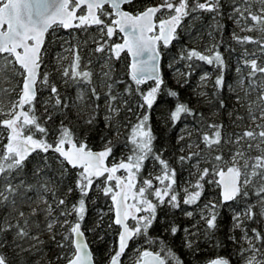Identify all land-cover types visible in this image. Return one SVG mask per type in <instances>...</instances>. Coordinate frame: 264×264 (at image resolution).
Masks as SVG:
<instances>
[{"label":"snow or ice","instance_id":"snow-or-ice-1","mask_svg":"<svg viewBox=\"0 0 264 264\" xmlns=\"http://www.w3.org/2000/svg\"><path fill=\"white\" fill-rule=\"evenodd\" d=\"M134 3L135 0H0V117H6L0 119V128L6 131V143L0 145V264H32V254L39 255L46 243L41 239L45 233L61 250L57 261L94 264L82 230L86 200L94 184L112 201L110 211L114 219L108 227L116 225L121 229L118 248L110 255L109 264H122L129 242L136 237H144L149 244L160 247L156 251L137 249L134 264H184L162 237L149 236L157 221L158 209L167 206L176 210L183 204L199 210L184 211L190 220L199 215V220L190 226L181 229L170 222L165 229L172 236L183 230L190 237L184 239L183 246L198 251V239L211 241L219 230L221 206L238 200L245 203L239 210H231L227 239L237 245L239 264H264V230L249 226L264 222V63H258V58L264 57V0H231V15L227 19L240 33H258L256 36L232 33L238 44L256 45V50L251 52L244 47L242 65L236 68L238 75L233 84L227 82V65L215 44L206 49L207 54L195 48L181 53L180 58L189 62L188 71L177 70L184 84L191 75L193 61L217 68L219 74L212 81V96L223 90L233 93L236 107L228 115L231 126L242 129L228 132L222 121L207 122L203 128L196 125L194 132L199 143L185 144L178 156L179 163H191L190 175L195 177L194 182H187L182 197L177 192L176 168L163 157V150L154 148L156 137L149 123L150 115L147 111H134L129 99L116 92L114 85L121 82L112 78L111 61L127 52L131 57L128 75L132 84L124 93L129 97L135 94L136 109L151 110L165 87L160 68L161 47L170 46L177 38V30L185 18L191 17L195 24L202 13L212 14L215 28L219 30V18L225 15L224 0H162L161 4L140 11L128 10L127 6ZM54 25L64 29L96 26L100 39L95 41L94 51L108 53L101 68L100 83L88 87L87 93L84 87L92 85L94 74L87 65L81 66L78 50H72L70 68L61 65L56 69L66 87L75 85L80 89L75 101L62 97L57 85L51 82V75L41 72L45 36ZM117 33L123 34L122 42L109 43ZM242 67L247 69L246 73ZM208 80V74L202 75L201 86H206ZM101 84L107 89L103 108L105 129L117 141L125 135V147L130 146V154L110 165L107 161L115 147L112 140H107L102 150L93 151L87 138L80 139L62 120L55 138L49 142V130L44 126L53 119L54 113L76 107L86 131L94 130L101 113V106L96 103L101 99L97 92ZM43 89L50 95L47 100L38 101V92ZM167 95L176 98L179 93L169 89ZM5 96L10 98L7 104ZM197 96L209 99L203 90ZM38 102L43 108L41 115L36 111ZM216 103L219 109L227 107L223 98ZM122 112L135 116V122L119 119ZM188 115H198L197 110L187 102H179L170 110L169 119L176 124ZM192 135L193 131L185 127L177 143L190 140ZM200 144L204 147L200 148ZM193 146L198 150L192 151ZM205 150L215 155H205ZM37 152L44 155L29 173L30 157ZM149 160L159 165L158 173L154 176L149 173L137 180ZM202 162L208 166L201 168ZM69 169L77 170L75 190L79 193V199L71 204L67 197L72 194V187L64 195L59 194ZM121 170L126 175H117ZM210 176L212 179H206ZM101 178L102 184L96 183ZM205 184L217 185L220 195L218 201L208 200L201 206ZM129 220L134 224L130 225ZM102 221L103 214L96 223L97 228ZM236 232L240 233L239 237ZM215 247L223 244L217 242ZM207 264H232V260L216 255Z\"/></svg>","mask_w":264,"mask_h":264},{"label":"trees","instance_id":"trees-1","mask_svg":"<svg viewBox=\"0 0 264 264\" xmlns=\"http://www.w3.org/2000/svg\"><path fill=\"white\" fill-rule=\"evenodd\" d=\"M149 3H155L159 5L162 0H135V3L131 6H127L131 9H135L138 6L146 5ZM224 13L225 15L219 18V23L221 28L216 30L215 21H213L212 14L202 13L199 14L200 18L193 24L191 17L185 18L182 23V27L177 30V38L168 47H161L162 58H161V72L165 80V87L162 89L161 94L158 97L157 102L154 104L151 110L136 109L135 104L137 102V97L135 94L132 96H127L124 93V89L132 84L130 77L128 75V55L126 52L121 54V58L111 61V66L114 68L112 73V78L115 81H120L121 83H116L114 85L117 93L123 94L125 98L129 99L130 105L133 107L134 111L139 113L148 112L150 115V125L153 130V134L156 137L154 140V148L156 150H163V157L167 159L172 167L176 168L177 175V192L183 196V189L187 187L188 181L195 180L194 176L190 175L193 171L191 163L181 164L178 162V156L181 155L180 148L184 147L187 143H199L198 137L194 132V128L199 124L201 128L207 122H223L226 126V131H237L242 129H234L231 126V121L229 119L228 113L233 110L235 101L233 99V93L230 90H223L216 97L212 96L213 88L212 81L218 75V70L214 65H208L203 61H193V69L191 75L188 77V82L183 83L182 79L177 75V70L181 73L188 71L187 64L188 61L182 60L180 58L182 52H186L188 49L195 48L204 54H207L206 49L211 47L213 44L217 46V51H219L224 57L227 68L225 70V75L227 82L233 84L236 80L238 73L236 72L237 66L242 65L241 54L244 47L248 50H256V45H240L233 38L232 33L236 31L240 35H253L256 36L258 33H240L239 29L234 25L231 20L227 19V15H231V0H224ZM157 16H161L158 13ZM211 33V36L209 35ZM100 39L99 31L96 26H90L85 28H69L64 29L61 26L54 25L52 29L46 34L45 43L42 51L44 52L43 64L41 66V72H48L51 75V82L55 83L59 88L62 97L67 98L69 101H75L77 92L80 90L75 85L65 86L59 72L56 70L62 65L64 68H70L73 52L72 50H78L81 56V66L87 65V67L93 72V82L92 85L84 87V91L87 93L88 87L96 86L100 83L102 79L101 68L105 65L108 53H96L94 51L97 46L95 41ZM120 39V33H117L112 37L109 43H116ZM58 57H64V59L59 60ZM89 61L91 63L89 64ZM258 63H264V57L258 58ZM171 65V67H169ZM243 72H247L246 68L242 67ZM204 74H208L209 80L206 82V86H201L200 77ZM15 82V81H13ZM151 82H149V85ZM5 87L8 86L7 83L4 84ZM134 88V84L132 85ZM144 87V86H142ZM175 90L179 93L178 97L171 98L167 95V91ZM205 91L208 93L209 99L197 96L199 91ZM107 89L101 84L97 87V92L101 94V99L96 101L101 106V113L98 116V126L92 131H86L82 120L79 118V112L76 107L63 109L60 112L53 114V119L44 126L48 128L49 135L48 140L51 142L56 136V129L59 127L60 122L63 120L64 123L69 126L80 139L87 138V144L93 148H104L107 140H112L115 147L113 154L109 157V163L118 161L124 156L130 154L129 147H125V135H121L119 141L114 138L112 132L105 129L103 122V108H104V93ZM50 93L47 89H43L38 92V101L47 100ZM223 98L226 102L227 107L224 109H219L216 100ZM10 98L8 96L4 97L5 104H7ZM211 100V103L209 102ZM179 102H187L189 106L197 110L198 115H188L183 116L182 119L176 124H172L169 115L170 110L174 108V105ZM37 115L43 113V108L38 102L36 105ZM243 113V109L240 110ZM203 115L200 116L199 114ZM4 117H0L2 119ZM129 119L131 122H135V116H129L126 112H122L119 119ZM246 123V122H245ZM187 127L189 131H193V135L190 140H185L181 143H177L178 137L182 134V130ZM204 130H207L206 128ZM127 133V129L123 130ZM3 135L1 136V134ZM6 131L0 128V145L6 143ZM107 139H104V138ZM204 145L200 144V148ZM198 149L193 146L192 151H197ZM226 151V150H225ZM256 153H253L255 155ZM43 153L37 152L30 157V162L28 164V170L30 173L31 168H33L38 161L42 160ZM51 157V153L48 154ZM205 155H215L214 152L209 153L205 150ZM227 159V155H225ZM194 163V161L192 162ZM208 166L206 163L202 162L200 167L203 168ZM159 171V165L154 161H146L142 169V172L138 175L137 180H141L152 173L154 176ZM75 169H69L64 182L59 187V194L64 195L69 187L74 190L71 195L67 197L69 204L76 202L79 199V193L75 190V179H76ZM206 179H212V177H207ZM250 199L254 200V196H250ZM109 197L104 196L101 192L96 189L95 184L93 185L92 191L89 192V196L86 200L87 213L85 219L82 223V228L85 231L89 244L93 251V256L95 264H106L109 258V254L116 248L118 241V226L113 225L111 228L108 227L109 223L114 219L113 212L110 211L109 207ZM208 200H219L218 186L214 184H205L202 198L200 204L207 202ZM245 203L244 200H238L232 202L228 205L221 206V218H220V228L217 231L215 237L210 241L204 238L198 239L197 243L199 245V250L188 249L183 246L184 239L190 237L186 236V233L181 230L176 236H172L170 233L166 232L165 229L168 227L170 222H174L181 227V229L190 226L195 221L199 220V215H196L194 219H189L184 216V211L198 209H190L188 206L181 204L180 209L171 210L167 206L158 209L157 221L154 223L153 227L150 229L149 236L152 239L162 237L164 241L179 255L183 260L184 264H199L201 261L213 256L214 254H221L229 257L232 260V264H239L237 261L236 251L237 245L233 244L227 236L230 234V221L229 215L231 210L238 208L240 204ZM103 214V221L101 227L97 228L96 223ZM39 219H43L40 217ZM250 227H256L258 229L264 230V224L262 222L250 223ZM93 227V229H92ZM201 227L203 225L201 224ZM59 231V229H57ZM238 233L235 235L238 237ZM46 243L42 247V251L39 255L35 253L32 254V264H62L64 261H57L56 257L60 255V249L52 243L47 234L41 236ZM59 240L60 237L57 236ZM217 242H221L223 247H215ZM139 244L141 249L149 248L159 250V244H149L148 240L144 237H136L134 240L129 242V247L126 250L125 255L121 258L122 264L127 263L126 255L132 246ZM27 247V245H25Z\"/></svg>","mask_w":264,"mask_h":264},{"label":"rangeland","instance_id":"rangeland-1","mask_svg":"<svg viewBox=\"0 0 264 264\" xmlns=\"http://www.w3.org/2000/svg\"><path fill=\"white\" fill-rule=\"evenodd\" d=\"M4 118H6V117H4ZM2 135H3V133L1 134V136H2ZM108 163H109V162H108ZM111 163H112V162H111ZM111 163H109V165H110ZM117 175H126V173H125L123 170H121L120 172L117 173ZM102 179H103V178H101V180H100V181H97L96 183L102 184ZM113 183H114V182H113ZM109 198H110V197H109ZM203 204H204V203H203ZM203 204H202V205H203ZM243 204H244V203L240 204L238 208L236 207V208H234V209L239 210L241 207H243ZM202 205H201V206H202ZM108 208H109V209L112 208V201H111V199L109 200V207H108ZM113 217H114V213H113ZM128 222H129L130 225L134 224V221L129 220ZM262 223L264 224V222H262ZM92 229H93V227H92ZM118 229H119V226H118ZM239 235H240V233H238V237H239ZM118 244H119V242L117 241V245H116V248H115V249L118 248ZM115 249H114V250H115ZM137 249H141L139 244H135L134 246H132V248L129 249V251H128L127 255H126V258H127V263H126V264H130V263L136 258V256H137ZM114 250H113V251H114ZM141 250H142V249H141ZM113 251H111V253L109 254V257H110L111 254H113ZM237 261H238V259H237Z\"/></svg>","mask_w":264,"mask_h":264},{"label":"water","instance_id":"water-1","mask_svg":"<svg viewBox=\"0 0 264 264\" xmlns=\"http://www.w3.org/2000/svg\"><path fill=\"white\" fill-rule=\"evenodd\" d=\"M155 5V3H149V4H146V5H144L143 7H141L140 9H137L136 11H140V10H143L145 7H147V6H154ZM128 10H133V9H131V8H129L128 7ZM46 37V36H45ZM122 39H123V34H121L120 33V39L116 42V43H121L122 42ZM127 53V52H126ZM128 55V54H127ZM128 59H129V61H128V65H129V63L131 62V57L128 55ZM161 62V61H160ZM160 68H161V63H160ZM89 148H91L93 151H100V150H102L103 148H93V147H90L89 146ZM218 191H219V195H220V189H219V187H218ZM129 223V222H128ZM82 230H83V228H82ZM120 227H119V229H118V242H119V232H120ZM83 232H84V237H85V240H86V242L88 243V246H89V249H90V251L92 252V254H93V251H92V248H91V246H90V244H89V241H88V238H87V235H86V233H85V231L83 230ZM150 250H154V251H156V249H150ZM216 255H220V256H224V255H221V254H214L213 256H211V257H209V258H213V257H215ZM224 257H226V256H224ZM93 258H94V256H93ZM209 258H207V259H205V260H203V261H201L199 264H207V261H208V259ZM109 259H110V257L108 258V260H107V263L106 264H109ZM135 260V259H134ZM134 260L130 263V264H134ZM62 264H65V261L62 263ZM94 264H95V260H94Z\"/></svg>","mask_w":264,"mask_h":264},{"label":"flooded vegetation","instance_id":"flooded-vegetation-1","mask_svg":"<svg viewBox=\"0 0 264 264\" xmlns=\"http://www.w3.org/2000/svg\"><path fill=\"white\" fill-rule=\"evenodd\" d=\"M145 5V4H144ZM144 5H141V6H138V7H136L135 9H133V10H137V9H140L141 7H143Z\"/></svg>","mask_w":264,"mask_h":264}]
</instances>
